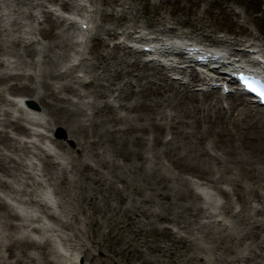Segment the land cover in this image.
Returning <instances> with one entry per match:
<instances>
[{"label":"rangeland","instance_id":"374dc122","mask_svg":"<svg viewBox=\"0 0 264 264\" xmlns=\"http://www.w3.org/2000/svg\"><path fill=\"white\" fill-rule=\"evenodd\" d=\"M1 1L0 3L4 4L3 8H9L6 10L0 8L6 13L1 23L7 28L0 35V46L10 53L0 52V58L6 63L13 61L16 67L2 65L0 71L14 72L20 68L33 73L34 77L30 81L22 80L35 86L37 93H47L46 99L51 104L48 107L50 113L46 112L40 104L38 105L39 114L44 118L43 132L46 137L41 138L34 135L28 138V126H25L28 123L19 118L18 102L12 98L30 99L29 96L20 92L4 91L5 100H0V119L4 116L1 109H9L10 116H7L22 123L26 130L14 132L6 128V124L3 123L5 126L0 124V140L3 141L0 142V161L11 170L9 174L0 170V177L13 182L19 189L30 190L25 183L23 172L13 166L11 160L12 157L16 160L21 157L28 164V169L43 183L44 190L50 193L52 199H50L49 206L54 208L50 207L49 210L56 211V215L60 213L59 216L62 221L66 222V227L61 231L47 232V234L39 229L25 230L41 243L48 237L51 244L47 242L49 250L47 255L40 253L41 246H31L25 242L24 238L21 243L13 246L10 245L13 241L11 237L0 236V264H10L11 257L14 255L15 260L12 264H55L47 259L53 257L51 246L58 247L65 254L62 256L64 264H98L100 258L109 260V241L106 240V232L109 230L114 234V239H111L110 244L117 250L126 253V250H129L126 247L135 246L137 249L131 251V254L134 253L133 256L136 257L138 250L141 249V256L152 261L148 264H158L157 260L161 256L147 247L153 244H160L165 248L172 247L169 234L172 237H178L179 233L184 234L182 225L187 227L186 242L191 241L196 245L207 244L210 248L208 254L216 257L214 264H258L259 262L264 264V224H261L264 221V201L258 200L250 189V186H257L255 184L257 178L253 179L254 183H251L241 177V183L244 185L241 188L226 182H218L213 184L214 186L208 185L207 191L212 197L204 196L199 201L196 199V204H194V198L188 195L180 196L181 190L187 183L184 181L188 183L197 181L196 176L189 172L190 170H179L168 160L163 159V156L157 161L154 154L161 151L162 146H152V143L148 145L149 149L146 151L144 148L146 145L141 147L147 160L143 162L135 159L123 160L120 154L133 149V145L130 142L125 143L124 139L138 135L141 131L120 132L118 129H127L130 125L139 122L145 123L148 118L152 117L162 124L169 123L170 117H173L172 120L175 121L184 120L182 110L178 112L182 101H188L185 109H192L189 96L192 93L187 88L188 95L166 91L168 99L179 100L172 103L175 107L167 103L158 104L153 91L157 84L165 88H176L172 82L168 83L162 79L163 75H167L170 80L177 83L178 81L184 82L190 77L188 76L189 70L193 71V69L189 66L185 74L175 75V71L169 70L170 65H165L163 68L165 73L160 70L161 68H157L163 62L146 61L141 56L142 52L139 51L132 54L133 48L124 41L138 42V40L149 39L147 37H175V39H190L211 46L214 44L230 52V47L220 45L217 39L235 37L239 40L241 47L244 43H260V40L264 42V0H67L68 6L63 8H60L56 0H3L4 3ZM29 7L31 16L28 15ZM60 10L66 11V17L70 12H75L78 20L72 22L71 19H65L61 16L62 14L60 15ZM159 15L164 19L162 24L157 21ZM134 17L137 19L136 26L131 27ZM81 19L89 21L86 24L88 29L82 33L79 30ZM123 28L132 30L131 37L124 38ZM161 28L164 30L160 31ZM40 30L45 34L42 35ZM106 32H116L117 36H109ZM31 33L35 41L27 47L26 37L31 36ZM142 34L146 37H137ZM13 40L16 42L13 43ZM118 41L125 47H116L114 44ZM54 43H64V45L57 46ZM26 49L30 52L29 54L26 53ZM18 51L23 55L22 57L17 56ZM98 54L103 57L101 62L103 68L93 67L94 63L101 60ZM33 61H37L33 66L25 64ZM71 66L75 67L72 69ZM59 71H65L66 75L56 79L47 75L50 72ZM15 80L17 79L7 82ZM87 81L90 84H85ZM44 82L49 84L48 89L43 86ZM126 82L127 84L129 82V85H126ZM64 84L74 89L76 94H71L69 89H62ZM3 85L4 83L0 82V88ZM110 89H113V93L109 94ZM95 90L105 95L99 96ZM118 91L125 95L116 97ZM192 91L198 98L203 96L198 103L200 106L204 105L205 108L209 106L210 110L212 109L211 112L213 106L208 104L211 101L208 98L222 96L219 98L223 106H227L229 101L228 96H225L227 94L220 95V88H217V93L204 95V92L209 93L206 86L201 87L196 83ZM50 92H54L62 100L55 99L49 94ZM63 97L68 98L64 100ZM239 97L244 98L243 100L247 99L241 94ZM11 101H15L16 104H12ZM105 102L109 103L112 109L105 106ZM119 102L134 105V109H121ZM112 110L114 113L108 115ZM69 113L73 115L71 123H64V117L70 115ZM111 115L114 118H111ZM56 116L60 118L59 124L53 122ZM164 116L168 119H164ZM99 121L96 127L92 125ZM5 128L11 138L21 142L28 138L33 140L37 146L45 147V151L34 147L29 142L30 152H27V155L21 152L14 153L11 148L5 147L11 142L5 137ZM71 128L77 131L72 132ZM80 128L84 129V132H81ZM178 128L186 134L176 136L172 141L180 144L181 153L186 155L184 162L190 163L193 167L197 159L193 149H202V145L205 144L220 159V162H217L205 157L202 162L203 165L216 164L215 176L225 175L227 166H231L229 169L234 176L240 175L238 167L232 164V162L235 163V159L230 161V158L235 154L238 157L239 152L241 156L249 155V153L237 143V140L233 141L228 135L218 138L213 127L205 123L201 126L194 124L184 126L182 123ZM157 130H161L160 137L165 140L173 136V133L167 129ZM155 131L156 129L148 128L144 135L141 134L149 143ZM82 133L86 136H82ZM199 135L203 137L202 142L198 141ZM87 136L95 138L96 143L88 145ZM231 136L234 139L241 138V133L237 131ZM54 138L63 141L69 150L65 151L56 146L52 140ZM76 138L82 143L81 148L76 143ZM228 138L231 141H228ZM229 146H238L235 154ZM39 152L41 155L37 156L40 160L33 154ZM43 157H48L52 166L41 164ZM252 157L256 160V157ZM31 162L36 163L35 169H32ZM85 162L90 164L89 167H84ZM131 166L138 169H131ZM43 175L45 177H42ZM119 177L127 180V187H123L122 183L117 180ZM220 186L226 189L227 195L218 192L217 187ZM133 187L139 189L138 193ZM2 188H0V197L12 195ZM39 191L40 188H37L36 196ZM157 192L167 195L159 197ZM235 193L241 195L242 201L236 197ZM122 195L125 198L120 201L119 197ZM208 202L212 203V215L205 213V209L198 210L197 208L198 205ZM226 202L231 204L232 211L221 213L225 218V225H222L218 223L221 219L218 209L221 211L219 205ZM258 208L261 210H257ZM31 209L37 213L36 206H31ZM0 215H3L1 208ZM127 215L133 216V222L130 226H123ZM10 219L19 220L16 217H10ZM1 221L0 218V231H7L6 228L4 230ZM48 221L53 223L50 219ZM134 229H138L139 236L144 239L142 245L136 244L132 239ZM165 230L170 233H166ZM253 233L255 237L252 236ZM65 238L69 241L75 240L77 245L72 249L68 248L64 241ZM95 239L101 243V246L95 245ZM218 242H220L219 248L218 246L212 247ZM82 244L89 249L85 253L83 250L80 252ZM8 245L10 246L7 248ZM176 249H173L176 264H188L189 250L186 251L183 247L178 248V251ZM33 254L36 256L35 259L30 257ZM245 255L247 258L242 261L237 258L238 256L244 258ZM117 257L126 264L121 255ZM218 257L219 260H217ZM111 262L110 264H118L116 261Z\"/></svg>","mask_w":264,"mask_h":264},{"label":"bare ground","instance_id":"6f19581e","mask_svg":"<svg viewBox=\"0 0 264 264\" xmlns=\"http://www.w3.org/2000/svg\"><path fill=\"white\" fill-rule=\"evenodd\" d=\"M56 1L59 2L60 8L68 6L67 0H56ZM1 2H3V0ZM6 5H8V4H6ZM40 6H42V4H40ZM3 7H4V4L0 3V8H3ZM7 8H9V7L3 8V10H6ZM5 14L6 13H4L0 10V35L2 34V31L7 30V28L4 27L1 23L3 20V15H5ZM31 14H32L31 9L29 7L28 15L31 16ZM136 20L137 19L134 17L133 26H131V27L136 26ZM162 20H164V19L161 17V15H159L157 17V21H159L158 23L162 24ZM72 22H74V21H72ZM81 22L87 23V21H84L83 19ZM13 23H15L14 20H13ZM163 30H164V28L160 29V31H163ZM107 31H109V30H107ZM39 32L42 35L45 34L44 32H42V30H40ZM106 33L109 36H114V35L117 36L116 32H106ZM131 33H132V30H129L126 28H123V30H122V34L124 35V38L125 37L126 38L131 37ZM31 34H32L31 36L26 37V46L27 47L31 46V43L35 41L33 39V33H31ZM142 37H145V35L142 34L140 38H142ZM151 40L156 41V40H158V38H152ZM12 42L15 43L16 41L13 40ZM217 42L220 43V45H223L225 47H227V46L230 47V49H231L230 56L240 54L239 56L246 57L249 53L247 47L251 46V45H253L256 48V51L264 54V42L261 40H260V43L250 42L249 44H247V46H242V47L239 44V40L235 37H232L231 39L220 38V39H217ZM237 44H239V45H237ZM54 45L63 46L64 43L63 44L54 43ZM114 45L116 47H122V48L125 47L124 45H121L120 41L116 42ZM235 45H237V46H235ZM126 51L128 52V50H126ZM136 51H139V50L133 49V51H131V52L133 54ZM0 52L10 53V51H7L6 49L2 48L1 46H0ZM139 52H141V51H139ZM11 53L13 55H16L13 52H11ZM16 53H17L18 57L23 56L19 51ZM26 53L27 54L30 53L28 51V49H26ZM142 54H144V53L142 52ZM98 55H100L99 57H101V60L100 61L98 60V62L94 63L93 67L103 68V65H101L103 57L101 54H98ZM36 62L37 61H33L32 63L26 62L25 64L33 66V65H35ZM152 62H156V61H152ZM2 65H12V67H16V64L13 61H12V63H10V62L6 63L4 61V59L0 58V66H2ZM160 65L157 68L158 69L161 68L160 70L162 71L163 68L165 67V65H164V63H160ZM73 67H75V66H71L72 69H73ZM169 70L175 71V73H178V74H185L187 71V68H186V66H182L179 64H175V65L170 64ZM191 72H192V70H189V72H188V76H190L189 79H186L184 82L178 81V83L176 81L170 80L167 77V75H163V77H161V78L165 79V81H167L168 83L172 82L176 86V88L175 89L165 88L161 84H157L154 87L153 92L156 94V97H155L156 102L158 104L162 105L164 103L172 104V103H175V101H179V100L168 99L169 96H166L167 90H170L173 94L179 93V94H187V95H188L187 89L191 90L190 92L192 93V95L189 94V96H190V100L192 101V103H191L192 109H189V110H193V111H189V110L185 109V106H188L187 105L188 101L186 100V101L180 102V108L178 109V112H180L182 110V113L185 116L184 120L175 121L174 119L172 120L173 117H170V120L168 121L169 123H167V124L163 123L162 124V122H157L154 120V117H152V118H148V121H146L145 123L139 122L138 124L130 125L129 128H127L128 130L126 128H118L120 130V132L121 131L122 132H125V131L126 132L141 131V133L143 135L147 132L148 128L151 130L156 129V131L153 134V136L151 137V141L149 143L145 140V136H143L141 133L138 135H134L127 140L124 139L125 143L130 142V144L133 145V149L128 151V152H124V153L120 154L121 158L125 161L135 159L137 161L143 162V161L147 160V157L142 152L143 148H141V147H144L142 145H146L144 147L145 151L149 149L148 145L150 143H152V146L160 145V146H162V150L159 151L158 153L154 154L157 161L160 160V158L163 156V159L168 160L172 166L178 168L179 170H187V171L190 170L189 172L193 173L194 176H196L197 181L195 183H193L191 181H189V183H188V181H184L185 183L186 182L187 183L185 184V188H183L181 190V195H180L182 197H185L186 195H188V196L194 198V204H196L195 203L196 199H198V201H199V199L204 197L205 195L210 197L211 195L207 191L206 188H208L210 185L214 186L215 183L226 182V183L235 184V185L239 186L240 188L244 187V185L241 183V177L247 179L248 181H251V183H254V182H252L253 179L257 178V180L255 181L256 182L255 184H257V186H255V187L250 186V189L253 192L252 194L258 200L264 201V109L262 107L256 105V104L252 103L248 99H246V100H243L244 98L241 99L239 97L238 93H234V94L228 93L227 95H225V96H228V98H229V101L227 102V106H223L221 104L220 98H222V96H218V97L216 96L213 99L208 98L209 100H211L208 102V104H212V106H213V111L211 112L212 109L210 110L209 106H207L205 108L204 105H202V106L199 105L198 101H199V99L201 100L203 98V96L201 98H198L197 95L195 94V92L192 91V87L194 84L197 83L201 87L206 86V89L208 90L209 93L204 92V95L217 93L218 87H216V86L211 87L210 84L213 81H217L218 79H216V78L221 77V75L217 74L219 72H217L215 70L207 69L206 67H200V73H198V74H193ZM47 75H51V78L56 79L58 77H64V75H66V72L65 71H63V72L62 71L50 72ZM33 77H34L33 73L26 72L25 70H21L20 68H18V70L14 71V72H9V71H4V70L0 71V82L4 83L3 87L0 88V100H2V101L5 100L4 91L14 92V93L20 92V93L28 95L30 100L31 99L34 100V102L37 105L40 104L46 112L50 113L48 107H49V104H51V103L46 99L47 98L46 96L48 94L47 93H37L38 91L35 88V86L30 85L25 80H22V79H26V80L30 81L31 79H33ZM12 79H17V80L7 82V81L12 80ZM85 84H90V82L87 81V83L85 82ZM48 85L49 84L46 82L43 83V86L46 89H48ZM126 85H129V82H128V84L126 82ZM62 89H64V90L69 89V92L71 94H76V91L74 89L69 88L66 84L63 85ZM112 91H113V89H110L109 94L113 93ZM95 92H97V90H95ZM131 92H133V90H131ZM49 94L51 96H53L55 99L62 100L61 98L57 97V95L54 92H50ZM97 94L99 96H102V97L105 95L103 92H97ZM124 95H125L124 93L118 91V93L116 94V97L119 98V97H123ZM220 95H222V94L220 93ZM31 97H33V98H31ZM63 98L65 100L68 97H63ZM11 102H12V104H16L14 101H11ZM45 104H46V109H45ZM104 104H105V106H108V107L110 105L107 102H105ZM118 105H119V108L124 109V110L125 109L133 110L134 109V105H127V104H124L122 102H119ZM172 106L175 107V104H172ZM38 107H36V108L30 107L24 101L23 105L18 108L19 118L24 120V121H27L28 123H31L30 125H32V126H34V125L41 126V127L45 126V123L42 121V119H41L42 117L39 114V108ZM136 107H137V105H136ZM109 108L112 109L111 107H109ZM10 112L11 111L9 109H1V113L4 116L0 119V124L1 125H3V123L6 124V128H9L11 131H14V132L25 131L26 127L22 123H20L16 119H11L10 117L7 116V115L10 116ZM113 113H114V111L112 110L108 115L113 114ZM66 114H68V113H66ZM60 116H63V115H60ZM72 117H73L72 114L68 115L67 117H64L65 120L63 122L70 124ZM111 118H114V116L111 115ZM166 118H167V116H164V119H166ZM53 122L59 124L60 118L56 116L55 119L53 120ZM99 123H100V121L95 122L92 125L94 127H96ZM182 123H184V126L185 125H191V124H194L196 126H201L202 123H205L206 125L213 127V131L218 138H220L223 135L224 136L228 135V137H230L233 141L237 140V143L240 144L241 147H244L246 149V152L249 153V155L241 156V154L239 152L238 157H237L234 152L236 151L238 146L237 147L236 146H234V147L229 146L232 153L235 154L234 156L232 155V157L230 158V161H232L233 158L235 159V163L232 162V164L235 165V167H238L240 175L234 176L232 171L229 169V167H231V166H227L228 169L225 171V173H226L225 175L220 174L219 176H215L216 175L215 173L217 172L216 171V169H217L216 164L214 163L212 165H210V164L203 165L202 162L204 161L205 157L212 158L217 162H220V159L205 144L202 145V147H201L202 149H199V148L193 149L194 155L197 157V159L195 160L196 162H194V165L192 164L193 167L191 166L190 163L184 162L183 160H184L186 155L184 153H181L180 144H177L176 142L173 143V141H172L174 139V137L184 136V134H186V133H184L183 130H180L178 128L179 125ZM3 126H5V125H3ZM161 128H164V131H165V129L171 131V133H173V136L167 140L163 139V137H160L161 130H157V129H161ZM70 131L76 132L77 129L71 128ZM80 131L84 132V129L80 128ZM114 131H116V130L114 129ZM237 131L241 133V138H237V139L232 138V136H231L232 133H235ZM27 132L31 136L36 135V136H39L41 138L46 137V135H44V133L35 131V129L33 127H29ZM4 134H5V137L10 139V141H11L9 144H6L5 147L11 148V150L14 153L15 152H17V153L21 152V153L27 155V152H30V146L28 144L29 142H31L34 145V147L36 146L40 150L45 151V147L37 146L33 140H29L28 138H25V140H23L22 142L15 139V138H11L7 132V129L4 130ZM82 136H86V135L84 133H82ZM87 137L88 138L86 139V141H87L88 145L91 146V145L96 143L95 138H90L91 136H87ZM230 138H228V141H231ZM2 139H4V138H2ZM202 139H203L202 135H199L198 141L202 142ZM52 140L55 143V145L58 146L60 149H63L65 151H67V149L69 150V148L66 147V145L63 141L57 140L56 138H54ZM12 141H13V143H12ZM0 142H3V141L0 140ZM76 143L78 144V146L80 148L82 147V143L77 138H76ZM33 154H34V156H36V158L38 160H40L39 156L41 155V152L33 153ZM93 154H95V152H93ZM37 155H39V156H37ZM173 156H174V158H173ZM252 156L256 157V160H254V158ZM4 157H5V155H4ZM10 158H11V156H10ZM11 160L13 162V166H15L18 170H21L23 172V177L25 179V183L27 186L30 187V190H27L26 188L25 189H19L18 187L15 186V184L13 182L3 180L0 177V186L5 187V188H2V187H0V188L4 189L8 193H11L12 195H7V196H10V198L13 201L11 203V202L7 201L6 199H4L5 196L0 197V208H1L3 215H4V216L0 215V218L2 219L1 223H2V226L4 227V230H5V228L8 229L7 231H0V236L1 237H11V239H13V241L10 245H13V246H16L18 243H21L22 239L24 238V239H26L25 242L31 246H34V245L41 246L42 249L40 250V253L47 255L49 253V250L47 247V242L49 244H51L50 240L46 239L43 243H41L37 239L32 238L29 233L25 232V230L30 231V230H36L39 228H44L48 233L58 232V231H61L62 229H64L66 227V225H65L66 222L62 221V218L59 216L60 213L56 215L51 210H49V208H50L49 197L46 194V191L44 190L42 182L39 179H37L35 177V175L28 169V167H29L28 164L21 157L18 160H16L15 158L12 157ZM31 164H32L31 165L32 169H35L36 163L31 162ZM41 164L46 165V166H52L50 164V160L48 159V157H43V159L41 160ZM83 164H84V167H86V166L89 167V165H90L88 162H85ZM131 169H138V168H136L135 166L134 167L131 166ZM0 170H2L6 174H9V172H11V170L9 168H7V166H5L1 161H0ZM42 177H45V176L43 175ZM117 180H119L122 183L123 187H127L128 182L125 178L119 177ZM16 181H17V179H16ZM37 188H40L39 193H37L38 194L37 196H39V197L36 196ZM217 188H218V192L222 193L223 195H227L226 189L222 188L221 186L217 187ZM133 189L136 193H138L139 189H136L135 187H133ZM24 195H25V197H23ZM166 195L167 194H165V193H162V192L158 193L157 192V196H159V197H165ZM236 197L240 201H242L241 200L242 197L240 194H236ZM124 198H125L124 195L119 197L120 201H122ZM21 203L24 204L25 206L22 205ZM208 203L203 204V205L200 204V205H198L197 208H198V210H204L205 209V211H206L205 213L212 215L213 211L211 210V202H208ZM33 205L36 206L35 210L37 211V213H35V211L33 209H31V206H33ZM58 207L59 208L61 207L60 204H58ZM219 208L223 212H225V211L231 212L232 211V206L229 202H226L225 204L219 205ZM93 210L97 211L96 208H93ZM257 210H261V208H258ZM218 211L220 212L219 209H218ZM140 214H143V212H140ZM42 215L46 218H50V220H52L53 223H51V224L45 223ZM3 217H7V218L4 219ZM10 217L11 218L16 217V219L18 218L19 220L13 221L10 219ZM158 217H161V216H158ZM132 218H133L132 215H127L126 221L123 222V226L124 225L130 226L133 222ZM36 223L38 225H36ZM261 224H264V221H262ZM223 225H225V223H223ZM181 227H183L182 231H185L187 233V227H185L184 225H182ZM26 228H29V229H26ZM256 228H258V227H256ZM165 231H166V233H170V231H167V230H165ZM185 232H184V234H181V233L177 234V235H179L178 237L177 236L172 237L169 234L170 242L173 245L172 247H166L165 248V247H162L160 244L159 245L153 244V245H149L147 247L152 252H157V254L159 256H161V258H158L157 263L158 264H176V261L173 258V256L175 255V251L173 249L177 248L176 251H178V248L183 247L184 250H186V251L189 250V253H190V258H189L188 264H214L216 261V257H212L208 254V252L210 250L208 245L207 244L196 245L195 243H193L191 241L186 242L185 237H188V234H185ZM61 236L64 237V235H61ZM67 236H71V235L67 234ZM252 236L255 237V233H253ZM195 238H197V236H195ZM111 239H114V234L109 230L108 232H106V240L109 241L108 249L110 250V255H108L109 260H105L104 258H100V259H98V262H97L98 264H110V263H112L111 261H116L118 264H124L122 261L119 260L117 255L119 257L121 255L122 258L126 261L125 262L126 264H148V263H152L151 260H146L145 258H143L141 256L142 255L141 249L138 250V254L135 257V256H133L134 253L131 254V251H135V249H137V248H135V246H133L131 248L126 247V249H129V250H126V253H123L122 250H117L113 245L110 244ZM132 239L134 240V242L136 244L138 243L139 245H142L143 241H144V239L139 236V230L138 229H134L132 231ZM220 240L223 241L222 238H220ZM64 241H65V244H67L68 248L70 247V249L74 248L77 245V242L75 240L69 241L67 238H65ZM94 242H95L96 246H101V243L97 239H95ZM219 244H220V242H218V244H214L212 247L218 246L217 248H219ZM10 245H8L7 248ZM130 245H133V244H130ZM50 250H51V254L53 257L52 258L49 257L47 259L49 261H51L52 263H55V264H64L62 256H64L65 254L62 253V251H60V249L56 246H51ZM82 250L85 253V251H87L89 249L85 248V245L82 244L80 247V252ZM76 251H78V250H76ZM11 256H13V255H11ZM30 257L32 259L36 258V256L34 254L30 255ZM237 258L240 261H242V260L247 258V255H245L244 258L242 256H238ZM197 259L199 261H197ZM14 260H15V255L13 257H11L10 264H12V262ZM217 260H219V257L217 258ZM258 264H260V262ZM261 264H262V262H261Z\"/></svg>","mask_w":264,"mask_h":264},{"label":"water","instance_id":"95a60500","mask_svg":"<svg viewBox=\"0 0 264 264\" xmlns=\"http://www.w3.org/2000/svg\"><path fill=\"white\" fill-rule=\"evenodd\" d=\"M31 106L36 107V105L33 102H28Z\"/></svg>","mask_w":264,"mask_h":264}]
</instances>
